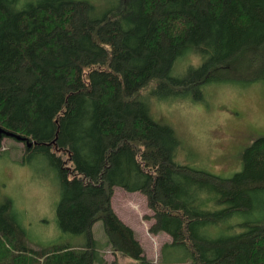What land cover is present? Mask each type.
<instances>
[{"label": "trees", "instance_id": "16d2710c", "mask_svg": "<svg viewBox=\"0 0 264 264\" xmlns=\"http://www.w3.org/2000/svg\"><path fill=\"white\" fill-rule=\"evenodd\" d=\"M18 2L0 0V149L22 142L23 158L47 165L58 229L85 240L32 246L3 198L0 264H152L111 207L115 187L145 196L167 263L264 264V137L229 177L179 164L178 138L141 95L194 100L221 79L264 81V0Z\"/></svg>", "mask_w": 264, "mask_h": 264}, {"label": "rangeland", "instance_id": "374dc122", "mask_svg": "<svg viewBox=\"0 0 264 264\" xmlns=\"http://www.w3.org/2000/svg\"><path fill=\"white\" fill-rule=\"evenodd\" d=\"M29 0H19L18 7ZM100 11L117 0H88ZM196 64V63H195ZM149 107L150 117L171 127L180 147L175 161L195 169L229 177L241 168L242 151L256 138L264 137V81L251 84L221 79L204 87L203 98H180L179 95H153L150 89L141 93ZM24 143L4 139L0 149V199H10L26 229L32 246L66 243L78 246L84 237L62 233L56 224L55 206L59 188L52 172L38 157L23 158ZM111 207L136 235L145 256L152 264L167 263L171 255L161 248L170 238L165 233L148 231L153 220L146 198L139 192L129 193L115 187ZM93 238L104 246L107 262L114 255L106 246L101 221L92 226ZM121 263L126 257L116 255ZM179 264H191L184 261Z\"/></svg>", "mask_w": 264, "mask_h": 264}, {"label": "water", "instance_id": "95a60500", "mask_svg": "<svg viewBox=\"0 0 264 264\" xmlns=\"http://www.w3.org/2000/svg\"><path fill=\"white\" fill-rule=\"evenodd\" d=\"M7 135H11L10 133H7ZM12 136V135H11ZM16 139H20V137L19 136H16Z\"/></svg>", "mask_w": 264, "mask_h": 264}, {"label": "bare ground", "instance_id": "6f19581e", "mask_svg": "<svg viewBox=\"0 0 264 264\" xmlns=\"http://www.w3.org/2000/svg\"><path fill=\"white\" fill-rule=\"evenodd\" d=\"M85 66V65H84ZM88 68V67H87ZM258 204V203H257Z\"/></svg>", "mask_w": 264, "mask_h": 264}]
</instances>
